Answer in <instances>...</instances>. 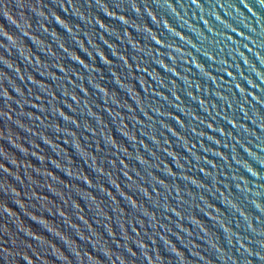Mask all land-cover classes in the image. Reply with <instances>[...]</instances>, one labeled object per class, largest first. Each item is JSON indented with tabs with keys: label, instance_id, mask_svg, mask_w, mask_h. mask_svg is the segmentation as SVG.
I'll list each match as a JSON object with an SVG mask.
<instances>
[{
	"label": "water",
	"instance_id": "obj_1",
	"mask_svg": "<svg viewBox=\"0 0 264 264\" xmlns=\"http://www.w3.org/2000/svg\"><path fill=\"white\" fill-rule=\"evenodd\" d=\"M0 264H264V0H0Z\"/></svg>",
	"mask_w": 264,
	"mask_h": 264
}]
</instances>
